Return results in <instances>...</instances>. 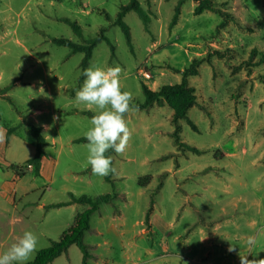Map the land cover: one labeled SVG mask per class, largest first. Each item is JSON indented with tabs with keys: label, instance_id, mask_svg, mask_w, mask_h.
<instances>
[{
	"label": "rangeland",
	"instance_id": "obj_1",
	"mask_svg": "<svg viewBox=\"0 0 264 264\" xmlns=\"http://www.w3.org/2000/svg\"><path fill=\"white\" fill-rule=\"evenodd\" d=\"M129 1L0 0V88L8 87L0 94V254L31 230L33 260L87 207L56 205L70 192L115 191L84 233L87 264H240V255L264 264V0H215L227 17L194 14L197 0H186L171 29L177 0H138L150 21L145 27L135 11L125 13L133 48L116 23ZM102 29L109 41L94 47L86 68L120 66L130 104L144 101L143 84H177L194 58L208 59L188 77L196 101L186 116L174 121L166 103L130 105V137L123 153H112V181L85 167L87 141L66 142L84 136L92 118L69 111L95 110L73 95L85 79L83 53L51 40L83 43ZM41 122L49 128L37 174L27 163L36 147L29 126ZM58 133L59 154L60 143H51ZM48 264H84L83 254L71 244Z\"/></svg>",
	"mask_w": 264,
	"mask_h": 264
},
{
	"label": "trees",
	"instance_id": "obj_2",
	"mask_svg": "<svg viewBox=\"0 0 264 264\" xmlns=\"http://www.w3.org/2000/svg\"><path fill=\"white\" fill-rule=\"evenodd\" d=\"M185 1L186 0H177L174 8V14L169 24L170 29L177 24L178 17L181 13V6L185 3ZM205 10L218 12L224 17L229 16L227 11H224L221 8L217 7L215 0H197V4L194 7V14H200ZM128 11H135L143 21L145 27H147L148 22L150 21V17L148 13L145 11V9H143L142 6L139 4L138 0H130L128 3L121 5L116 19V23L122 27L123 31L126 34L129 45L131 46V48H133L129 27L123 20L125 13ZM66 21H68L74 27L76 32L80 34L81 29L76 23L70 22L67 19ZM51 40L55 44L67 46L69 48L68 51L69 55L74 54L76 52L83 53L81 65L84 70L92 56L94 47L102 40L109 41V38L105 35L104 29H102L101 33L97 34L94 37L86 39L83 43H76L68 38H63V37H52ZM205 60L208 59L194 58L191 61L190 65L182 71L183 74L182 79L177 84H166L161 86L158 90H152L143 84V91L145 95L144 101L141 103H132L130 105L137 108L148 109L155 103L158 104L166 103L173 111L174 121H177L179 118L186 116L188 110L196 101L195 88L192 84L189 83L188 77L191 75L198 74L199 72L198 66ZM7 88L8 87L0 88V94H4ZM82 112L90 115L91 117L94 115V113L90 110H86ZM14 129L15 128L13 127L9 128L7 132L8 135L11 132H13ZM29 129L36 138V147H35L34 155L27 160V163L32 165L35 172L38 174L40 167V159L41 156L43 155V146L46 144V140L41 133L40 126H35L31 124L29 126ZM85 141L86 138L84 136L78 137L74 140V142H85ZM180 144L189 147L184 142H181ZM192 149L198 150L197 148H192ZM113 152L114 150L109 149L105 153V155H110L112 158ZM10 167L13 170L22 168L14 164H11ZM112 174L113 172H110L108 175H106V180L112 181ZM150 178L151 177L149 175H146L140 177L138 182L140 185H147ZM69 194H70V198L67 201L60 202L56 205L61 206V205H68L71 203H81V204H86L87 207L83 211L77 213L74 216L72 223L63 231L59 239L52 241L50 246L38 250L34 259L29 262H26V264H48L52 262L62 252L66 251L68 246L71 244H76L80 248L83 254V263L87 264L86 261L87 258L90 256V251H89V245L86 242H84L83 237L85 231L90 229L91 215L92 213H94L96 210L99 209L101 204L106 202H113L117 197L118 193L113 191L105 194H100L95 197H90L87 195H75L71 192Z\"/></svg>",
	"mask_w": 264,
	"mask_h": 264
},
{
	"label": "clouds",
	"instance_id": "obj_3",
	"mask_svg": "<svg viewBox=\"0 0 264 264\" xmlns=\"http://www.w3.org/2000/svg\"><path fill=\"white\" fill-rule=\"evenodd\" d=\"M120 66L88 67L82 72L85 77L82 85L76 91V101L87 107H93L95 114L90 120V126L84 131L87 144L85 167L99 176H106L115 169L112 158L105 153L112 149L123 153L130 137L129 128L124 120V114L130 109L132 95L121 90ZM4 139L0 135V142ZM38 247V237L31 230H25L11 246L0 254V264H26ZM231 250V248L229 249ZM240 264H258L240 255Z\"/></svg>",
	"mask_w": 264,
	"mask_h": 264
},
{
	"label": "crops",
	"instance_id": "obj_4",
	"mask_svg": "<svg viewBox=\"0 0 264 264\" xmlns=\"http://www.w3.org/2000/svg\"><path fill=\"white\" fill-rule=\"evenodd\" d=\"M76 93H73V95H75ZM73 104V99H69V100H67L65 103H64V106H67V105H72ZM65 108V107H64ZM88 108V107H87ZM74 110H77V111H74ZM79 110H87V109H81L80 107H75L72 111H69V112H72V114H77V113H82L81 111H79ZM64 113H68V111H65ZM35 114H41V110L40 109H38L37 111H36V113ZM54 118L55 119H58L59 118V115L58 114H56V113H54ZM40 127H41V133H43L46 129H48L49 128V125H48V123H46V122H41L40 124ZM43 135V134H42ZM78 137H81V136H74V135H68L67 136V138H66V142H67V144L68 145H70V144H72V143H75L74 142V140L76 139V138H78ZM44 138H45V140L47 139V136L45 135L44 136ZM60 143V145H59V147L58 148H56L57 149V153L59 154L60 152H61V150H62V148L64 147V145H63V139H62V136L58 133L57 135H56V137H52V139H51V143H53L54 145H56L57 143ZM81 143H83V142H81ZM46 144H47V141H46ZM45 144V145H46ZM44 147V146H43ZM44 159H45V157H44V153H43V155L41 156V159H40V167H39V170L41 169H43V162H44ZM71 204H75V203H71ZM68 205H70V204H68Z\"/></svg>",
	"mask_w": 264,
	"mask_h": 264
},
{
	"label": "built area",
	"instance_id": "obj_5",
	"mask_svg": "<svg viewBox=\"0 0 264 264\" xmlns=\"http://www.w3.org/2000/svg\"><path fill=\"white\" fill-rule=\"evenodd\" d=\"M30 167H32V165L29 164Z\"/></svg>",
	"mask_w": 264,
	"mask_h": 264
}]
</instances>
